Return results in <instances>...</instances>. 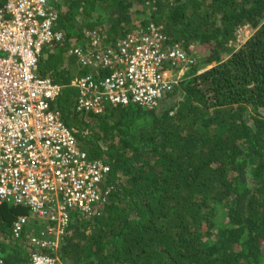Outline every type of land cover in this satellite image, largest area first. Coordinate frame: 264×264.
Instances as JSON below:
<instances>
[{
    "label": "trees",
    "instance_id": "trees-1",
    "mask_svg": "<svg viewBox=\"0 0 264 264\" xmlns=\"http://www.w3.org/2000/svg\"><path fill=\"white\" fill-rule=\"evenodd\" d=\"M58 6L65 10L57 28L67 40L47 48L51 54L39 68L59 83L88 72L67 54L70 39L88 29L114 41L138 23L153 24L172 43L198 50L197 64L169 95L178 101L166 108L132 103L80 115L77 91H63L66 124L80 149L110 165L113 189L92 215L71 213L57 250L62 261L264 264V0H64ZM246 26L253 33L233 47ZM200 68L206 70L198 74ZM28 214L20 205H0V264H28L36 250L30 237L43 222L31 217L20 239L11 233L12 222Z\"/></svg>",
    "mask_w": 264,
    "mask_h": 264
},
{
    "label": "built area",
    "instance_id": "built-area-1",
    "mask_svg": "<svg viewBox=\"0 0 264 264\" xmlns=\"http://www.w3.org/2000/svg\"><path fill=\"white\" fill-rule=\"evenodd\" d=\"M63 1L2 0L0 5V205L29 210L12 222L15 239L30 217L43 222L30 237L36 250L28 264H64L57 250L71 213L92 215L113 189L107 184L110 165L80 149L66 124L59 104L63 91H77L74 110L80 115H100L109 106L132 103L159 108L197 64L196 53L172 43L161 27L138 23L114 41L86 30L83 38L70 39L67 54L88 72L68 83L43 76L44 50L67 40L57 28Z\"/></svg>",
    "mask_w": 264,
    "mask_h": 264
},
{
    "label": "rangeland",
    "instance_id": "rangeland-1",
    "mask_svg": "<svg viewBox=\"0 0 264 264\" xmlns=\"http://www.w3.org/2000/svg\"><path fill=\"white\" fill-rule=\"evenodd\" d=\"M134 9H137V7L135 6ZM252 33H253V31H252L248 26L243 27V28L240 29V31H239V36H238L237 40L234 41V42H232L231 45H233V47H235V48H238L241 44H243V43H244V42H245V41L251 36ZM194 47H195V49H198V48H197V45H194ZM53 51H54V50H53ZM197 51H198V50H195L196 55L198 56ZM58 53H59V52H56V54H58ZM1 54H2V53H0V55H1ZM48 54H49V56H50L51 53H50V50H48V49L46 48V49L44 50V52H43V56L46 57ZM57 58H58V57H57ZM57 58H56V59H57ZM54 59H55V57H54ZM56 59H55V60H56ZM70 59H71V58H66V59H65V63H68V62L70 61ZM74 60L77 61L76 58H74ZM53 61H54V60H53V58H52L50 64H53ZM56 61H57V60H56ZM181 95H182V94H179V99H180ZM176 101H178L177 98L171 99V97H169L168 99H165V100L162 102V104H161L160 107L166 108V107H168V106H171V104L176 103ZM29 219H31V217H30Z\"/></svg>",
    "mask_w": 264,
    "mask_h": 264
},
{
    "label": "clouds",
    "instance_id": "clouds-1",
    "mask_svg": "<svg viewBox=\"0 0 264 264\" xmlns=\"http://www.w3.org/2000/svg\"><path fill=\"white\" fill-rule=\"evenodd\" d=\"M65 264V263H64Z\"/></svg>",
    "mask_w": 264,
    "mask_h": 264
}]
</instances>
